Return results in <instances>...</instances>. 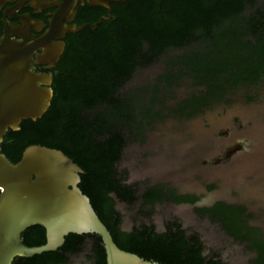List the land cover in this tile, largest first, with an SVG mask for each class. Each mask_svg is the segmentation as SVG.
Segmentation results:
<instances>
[{
    "label": "trees",
    "instance_id": "1",
    "mask_svg": "<svg viewBox=\"0 0 264 264\" xmlns=\"http://www.w3.org/2000/svg\"><path fill=\"white\" fill-rule=\"evenodd\" d=\"M117 9L115 19L67 43L53 72L47 112L8 130L0 154L16 164L30 146L62 152L83 171L78 188L122 251L156 264H223L177 220L162 231L149 221L156 207L192 205L195 198L178 197L163 184H129L121 163L157 121L189 118L258 81L264 74V0H128ZM157 66L154 78L135 83L139 73ZM186 83L193 90L178 96ZM117 203L137 209L130 230L122 228ZM194 212L256 252L250 264H264V241L244 234L241 209L217 203ZM21 243L43 246L44 228H28ZM80 255L89 264H106L96 234H69L56 251L12 264H69Z\"/></svg>",
    "mask_w": 264,
    "mask_h": 264
},
{
    "label": "water",
    "instance_id": "2",
    "mask_svg": "<svg viewBox=\"0 0 264 264\" xmlns=\"http://www.w3.org/2000/svg\"><path fill=\"white\" fill-rule=\"evenodd\" d=\"M10 1L0 0V7ZM69 1L63 0L62 5ZM125 1L90 0L89 4L108 7ZM57 29L55 21L51 31L36 43L27 35L19 41L0 35V144L8 130L18 131L22 121L40 119L50 106L53 76L36 73L34 65H46L51 70L58 62L63 45L52 41L63 36H53ZM40 49L41 54L35 56ZM81 174L83 171L72 160L54 149L30 146L16 164L0 154V264L54 252L69 234L98 235L106 264H156L114 244L89 199L78 188ZM33 226L44 228L43 246L27 247L21 243L22 233Z\"/></svg>",
    "mask_w": 264,
    "mask_h": 264
},
{
    "label": "flooded vegetation",
    "instance_id": "3",
    "mask_svg": "<svg viewBox=\"0 0 264 264\" xmlns=\"http://www.w3.org/2000/svg\"><path fill=\"white\" fill-rule=\"evenodd\" d=\"M89 1L70 0L64 6L63 0L6 2L0 7V35L16 41L27 35L36 43L57 21L58 29L53 36H63L52 41L55 45H63L58 62L51 70L46 65H34L36 73L53 76L67 43L86 30L96 31L103 23L115 19L118 6L128 0L121 4L111 3L108 7L92 6ZM34 61L35 58L32 64ZM208 115L212 120L207 119ZM172 118L188 125L201 124L202 129L211 134L212 147L206 149L208 155L198 154L186 146L176 148L180 152V160H172L177 163L176 170L195 176L183 184L180 181L159 184L171 188L178 197H193L196 201L192 205H167L188 208L198 220L209 219L197 215L195 209H210L217 203L241 209V220L247 230L244 234L264 241V74L255 84L232 90L189 118ZM248 252L251 259L256 257V252Z\"/></svg>",
    "mask_w": 264,
    "mask_h": 264
},
{
    "label": "rangeland",
    "instance_id": "4",
    "mask_svg": "<svg viewBox=\"0 0 264 264\" xmlns=\"http://www.w3.org/2000/svg\"><path fill=\"white\" fill-rule=\"evenodd\" d=\"M159 69L160 66H157L139 73L135 83H143L147 79L154 78ZM192 90L190 84L186 83L177 93L178 96H181ZM170 118L172 116L157 121L147 131L146 142L142 146L135 144L126 151L121 169L128 171L129 184L145 186L159 183L169 184L172 181H180L181 184L187 183L195 175L192 176L191 172L190 174L182 172L178 168L176 170L175 164L177 165V163L172 161L178 159L180 155L176 148L186 146L193 151H198V154H209L206 149L212 147L211 134H207L201 124L188 125ZM207 119L212 120V116L208 115ZM206 198L204 197L203 200ZM116 209L123 215V230H130L135 224L137 209H130L121 203H117ZM172 220H177L189 234L196 233L201 238L206 253L217 254L223 264H249L251 255L243 245L227 237L219 226L209 220L196 219L188 208L170 205L158 206L149 218L157 231H162L165 224ZM69 264L89 263L86 262L83 255H80L72 258Z\"/></svg>",
    "mask_w": 264,
    "mask_h": 264
}]
</instances>
